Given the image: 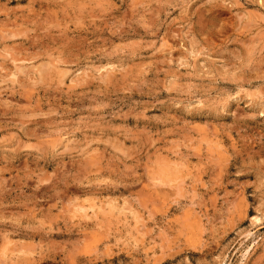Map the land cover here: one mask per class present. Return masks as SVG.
<instances>
[{
    "label": "rangeland",
    "instance_id": "1",
    "mask_svg": "<svg viewBox=\"0 0 264 264\" xmlns=\"http://www.w3.org/2000/svg\"><path fill=\"white\" fill-rule=\"evenodd\" d=\"M0 30V264H264V0H0Z\"/></svg>",
    "mask_w": 264,
    "mask_h": 264
},
{
    "label": "bare ground",
    "instance_id": "2",
    "mask_svg": "<svg viewBox=\"0 0 264 264\" xmlns=\"http://www.w3.org/2000/svg\"><path fill=\"white\" fill-rule=\"evenodd\" d=\"M0 32H1V30H0ZM12 33H13V32H12ZM12 33H11V34H12ZM44 66H45V65H44ZM44 66L41 65V67L45 68ZM50 67H51V66H50ZM38 68H39V67H38ZM20 69H21V68H20ZM22 69H23V68H22ZM22 69H21V70H22ZM45 69H47V68H45ZM53 69H54V68H53ZM56 69H58V68H56ZM41 71H42V70H41ZM46 71H47V70H46ZM59 71H60V70H59ZM59 71L56 70V72H57V76H58V75H61V74H58ZM63 71H64V70H63ZM65 71H66V70H65ZM16 72H18V71H16ZM46 73H47V72H46ZM52 73H53V72H52ZM48 74H49V73H48ZM65 74H66V73H65ZM65 74L62 72V75H65ZM40 75H41V74H39V76H40ZM42 75H43V74H42ZM66 75H67V74H66ZM47 77H48V76H47ZM39 79H40V78H39ZM51 79H52V78H51ZM39 81H40V80H39ZM34 84H35V83H34ZM223 160H225V159H223ZM166 169H167V168H166ZM162 174H163V173H162ZM171 174H172V173H171Z\"/></svg>",
    "mask_w": 264,
    "mask_h": 264
}]
</instances>
